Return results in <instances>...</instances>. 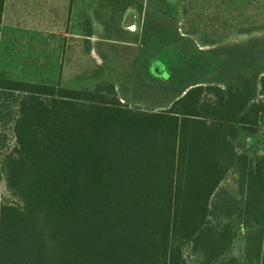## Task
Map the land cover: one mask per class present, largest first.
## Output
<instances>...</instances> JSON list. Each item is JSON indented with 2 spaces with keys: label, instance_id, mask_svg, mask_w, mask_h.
<instances>
[{
  "label": "trees",
  "instance_id": "obj_1",
  "mask_svg": "<svg viewBox=\"0 0 264 264\" xmlns=\"http://www.w3.org/2000/svg\"><path fill=\"white\" fill-rule=\"evenodd\" d=\"M0 84L18 96L0 179L20 199L0 204V264H186V248L196 264H264L261 239L233 254L231 223L264 227V154L242 172L244 200L219 191L241 163L226 123L259 132L264 74L261 99L192 84L158 111L123 106L109 83Z\"/></svg>",
  "mask_w": 264,
  "mask_h": 264
},
{
  "label": "rangeland",
  "instance_id": "obj_2",
  "mask_svg": "<svg viewBox=\"0 0 264 264\" xmlns=\"http://www.w3.org/2000/svg\"><path fill=\"white\" fill-rule=\"evenodd\" d=\"M264 74V0H6L0 30V79L95 89L112 84L123 106L169 107L192 84L230 85L256 99ZM0 84V167L16 145L17 97ZM18 94V92H17ZM19 95V94H18ZM239 167L219 191L241 194L243 170L264 154L259 132L226 123ZM246 157V158H244ZM246 160V161H245ZM19 203L5 176L0 204ZM233 254L262 240L259 224L233 220ZM255 231V232H254ZM250 233L249 237L247 236ZM186 264H196L190 248Z\"/></svg>",
  "mask_w": 264,
  "mask_h": 264
},
{
  "label": "crops",
  "instance_id": "obj_3",
  "mask_svg": "<svg viewBox=\"0 0 264 264\" xmlns=\"http://www.w3.org/2000/svg\"><path fill=\"white\" fill-rule=\"evenodd\" d=\"M6 3V2H5Z\"/></svg>",
  "mask_w": 264,
  "mask_h": 264
}]
</instances>
